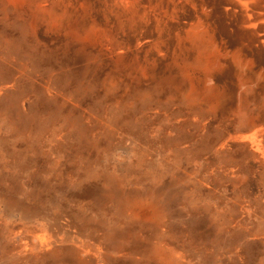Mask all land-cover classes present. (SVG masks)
<instances>
[{
    "label": "rangeland",
    "instance_id": "rangeland-1",
    "mask_svg": "<svg viewBox=\"0 0 264 264\" xmlns=\"http://www.w3.org/2000/svg\"><path fill=\"white\" fill-rule=\"evenodd\" d=\"M217 21L229 55L235 19ZM22 23L0 8V264H264V170L235 141L260 130L264 150V87L228 62L221 109L149 78L111 86L106 57Z\"/></svg>",
    "mask_w": 264,
    "mask_h": 264
},
{
    "label": "bare ground",
    "instance_id": "bare-ground-1",
    "mask_svg": "<svg viewBox=\"0 0 264 264\" xmlns=\"http://www.w3.org/2000/svg\"><path fill=\"white\" fill-rule=\"evenodd\" d=\"M215 5H221L218 15ZM1 7L17 11L22 30L34 39L39 34L56 37L81 56L106 57L113 68L111 86L119 82V73L149 78L158 86L168 85L189 105L197 98L201 105L221 109L230 99L232 86L226 80L228 62L237 86L264 87V0H0ZM232 18L239 35L237 41L233 38L236 46L228 55L224 54L228 41L218 39L216 21L225 29ZM5 46L10 52L13 41H6ZM248 46L256 48L258 61L253 51L245 52ZM182 84L187 88L179 87ZM257 131L235 134V141L248 140V148L264 170ZM227 142H222L221 149ZM7 207L24 214L28 213L24 209L29 210L16 200ZM45 245L51 244L41 247Z\"/></svg>",
    "mask_w": 264,
    "mask_h": 264
}]
</instances>
